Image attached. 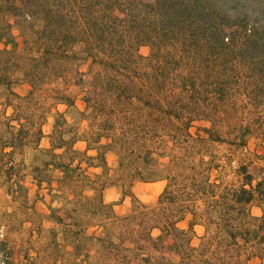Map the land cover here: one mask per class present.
Listing matches in <instances>:
<instances>
[{
    "label": "trees",
    "instance_id": "obj_1",
    "mask_svg": "<svg viewBox=\"0 0 264 264\" xmlns=\"http://www.w3.org/2000/svg\"><path fill=\"white\" fill-rule=\"evenodd\" d=\"M243 1L0 0V85L16 99L5 104L16 126L8 122L10 135L0 137V158L9 167L29 137L36 145L43 137L28 116L31 91L20 95L10 86L33 90L77 62L87 63L90 72L83 99L88 127L80 130L55 112L49 147L31 170L38 185L45 182L51 191L55 182L62 192L61 212L49 206L48 220L75 254L88 257L84 246L94 243V264H262L264 172L255 178L247 165L233 168L232 158L211 152L215 143L242 147L251 136L264 141V0H253L250 14ZM12 26L23 36L21 49ZM235 32L246 42L233 52ZM141 46L149 47L147 56L139 53ZM209 50L213 59L229 63L204 82L200 64ZM168 70L178 72L176 87L166 83ZM57 103L73 105L66 98ZM143 124L168 130L164 146L155 148V140L141 136ZM176 131L188 146L170 137ZM79 141L84 150L75 148ZM109 151L133 179L166 181L154 206L139 203L119 215L104 201ZM229 169L234 183L225 180ZM252 207L261 214L253 215ZM187 217V227H179ZM195 225L205 228L197 245ZM0 257V264H15L4 242Z\"/></svg>",
    "mask_w": 264,
    "mask_h": 264
},
{
    "label": "rangeland",
    "instance_id": "obj_2",
    "mask_svg": "<svg viewBox=\"0 0 264 264\" xmlns=\"http://www.w3.org/2000/svg\"><path fill=\"white\" fill-rule=\"evenodd\" d=\"M144 1L150 3L153 0ZM254 2L253 0H246L240 2V5H245L248 14H250ZM246 19L251 21L250 16ZM230 31L231 29H227L226 33V35H230L228 36L229 38L231 37ZM11 32L19 46L18 48L21 49L23 46L21 32L16 26H12ZM232 37L233 47L228 50L235 52L236 49L232 48L240 47L246 40L242 38L240 32H235ZM249 41L247 40V43ZM139 53L142 56H147L149 54V47L141 46ZM209 54L215 55L214 51L209 50L204 53L205 58L200 64L206 75L204 82H209L212 79L209 76H214L213 72L216 69H224L223 66L229 63L228 59L222 62L213 59ZM188 61L192 62L190 59ZM78 64L79 62H77ZM77 65L74 63L73 66L66 67L60 77L46 81L33 90L27 84H12L10 86L13 92L20 95L28 94L31 91L32 96L28 98L31 110L28 116L34 122L33 128L41 126L43 132V137L40 138L37 145L34 144L35 139L29 137L26 144L12 154L11 167H9L8 159L5 157L0 158L4 160L0 163V243H5V247L12 253V261L15 264H26L31 261L34 264H94L97 259V249L94 243L84 246V250L86 249L88 252V257H86L85 251H82L79 255L75 254L69 243L62 240L60 227L48 220V215L50 214L49 206L56 208L57 212H61L59 210L64 205V199L61 197L62 192L56 188L55 182L52 184L53 189L51 191H49L48 185L45 182L38 185V182L31 173L34 164L39 162L41 156L40 150L49 147L48 135L52 130L55 112H63L68 123L76 124L80 130L88 127L85 112L86 107L83 99L86 86L84 82L90 77V72H88L87 63H83L81 66ZM190 65L196 68V63L192 62ZM177 68L179 69L180 67ZM177 73L168 70L165 77L166 83L178 84ZM176 86L174 85L173 87ZM64 98L69 102H73V105L66 106L57 103V100L61 101ZM15 100L10 95L7 87L3 84L0 85L1 138L10 135V131L7 128L8 122L16 126V123L10 120L12 109L5 106V104L15 102ZM20 116L25 118L27 115L21 113ZM143 116L144 114H142ZM194 124V126H198L205 123L194 122ZM132 131L137 130L133 129ZM138 131L141 132V136H144L143 138L155 140L154 146H157L155 148H159L163 144L162 139H166V142L168 140V137L164 135V130L148 128L146 124L140 126ZM191 132L196 136L194 127H192ZM180 133L176 131L175 134L169 133V135L173 140L179 142V144H187L185 142L187 137ZM175 135H177V139ZM75 148L84 150L85 143L82 141L76 142ZM211 152L218 159H224L226 156L232 158L231 166L233 168L238 163L247 165L248 171L255 178H259L260 173L264 172V141L260 138L254 136L248 137L246 144L242 147L215 143L211 148ZM87 153L93 155L94 151L90 150ZM105 158L109 166L110 184L104 189L103 198L105 202L114 204V211L117 214H127L134 206H138L139 203L147 207L155 205L166 184L165 180L137 181L133 179V175L126 173L124 169L121 170L118 164V155L114 151L107 152ZM153 158L158 159V162H167L166 159H161L156 155H153ZM96 171L98 172L99 169H90V172ZM227 172L225 180L227 182H236L233 170L229 169ZM58 175V172H53L51 176L53 179H56ZM251 212L255 216L261 214L260 209L257 207H252ZM188 219L189 217L179 222L178 226L186 228ZM93 230L94 228L88 230V234ZM193 230L195 235L192 238V243L197 245L205 233V228L202 225H195L193 226ZM98 233L96 231V234ZM156 234L157 230H154L153 235ZM0 259L3 260L2 257ZM257 262L258 260H253L250 264ZM262 264H264V260Z\"/></svg>",
    "mask_w": 264,
    "mask_h": 264
}]
</instances>
